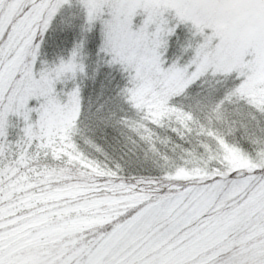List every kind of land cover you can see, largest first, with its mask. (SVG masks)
Segmentation results:
<instances>
[{
	"label": "snow or ice",
	"instance_id": "snow-or-ice-1",
	"mask_svg": "<svg viewBox=\"0 0 264 264\" xmlns=\"http://www.w3.org/2000/svg\"><path fill=\"white\" fill-rule=\"evenodd\" d=\"M0 264H264V0H0Z\"/></svg>",
	"mask_w": 264,
	"mask_h": 264
}]
</instances>
